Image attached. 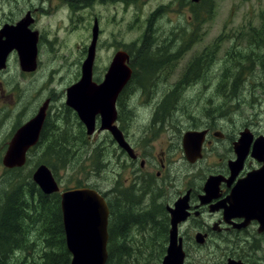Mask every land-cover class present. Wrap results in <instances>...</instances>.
Masks as SVG:
<instances>
[{"label": "flooded vegetation", "instance_id": "obj_1", "mask_svg": "<svg viewBox=\"0 0 264 264\" xmlns=\"http://www.w3.org/2000/svg\"><path fill=\"white\" fill-rule=\"evenodd\" d=\"M59 1L64 4L69 16V26L67 28L70 31L75 30L77 25L80 26L83 24L81 16H78L79 13H83L86 10H93L97 5L107 6L119 2V4L127 6L129 3L135 4L138 2L137 0ZM43 3H45V0L38 2L37 5L32 4L26 6L22 10L21 16L17 15L8 18L0 17V205L4 200H7V196L14 191L15 186L30 185L31 182H34L33 174L38 167L41 165L48 166L45 163V161H47V155L49 152L57 150L58 144L55 139H52L48 146V137L59 134L61 131L63 108L66 104V91L73 85L71 84L65 88L64 94L62 93L63 96H65V102H62V104L58 106L57 103L59 99H57V95H55L57 90L53 87V77L55 73H59L62 70L63 60L65 65L68 64L67 58L69 54L60 55L59 48H62L63 38H57L59 35L58 31H64L62 30L64 23H60L56 29L57 32L53 33H48L46 28L42 25L40 14L44 13L46 17L49 16L48 11L41 6ZM199 3H201V1ZM9 13L13 14L14 12L10 11ZM26 18L29 25L20 32L18 31V35L14 36V33L5 35L2 33L6 25L16 27ZM66 20H68V18H66ZM148 22H150V24H147V30L142 36V42L130 46L124 43L119 48L115 49L111 57L109 45L106 43L103 44L102 41L103 30L101 28V22L96 14L92 15L90 26L91 42L89 46L82 50L84 59L82 61L80 59L77 62L80 64L81 70L93 40L95 24H98L99 35L96 44L93 74L96 69L97 59L103 50L108 51V66H110L113 57L118 52H125L129 56L128 66L132 70V76L127 86L131 82L140 83L138 76L140 69L138 67L136 68V65L139 64L140 61L142 62V60H140V57H137L141 55H137L136 53H145L143 49L137 51V48H141L147 43L150 45L153 55H155V11L151 19H148ZM52 35L55 37H52ZM135 57L137 58L135 59ZM33 64L34 70L27 69L28 67H33ZM133 65H135V69ZM43 69L48 70L50 76L44 77L42 74ZM191 69L192 67L190 66L187 70H184L183 73L185 77H180L178 81L175 82V85H179L182 88L189 87L194 82L192 78L197 75L196 70L198 71V69H196L194 73H192ZM141 77L144 79L143 85L151 86L155 91V72L154 75L151 76L152 78L146 73H143ZM93 79L96 83H101L104 77L101 80L93 75ZM198 84L199 82L194 83L195 86ZM154 94L155 92L150 102L152 113L147 126L151 132H153V130L155 131V126H161L160 122L156 119ZM120 98L119 96L116 104V125L122 131L126 141L131 145L135 157H131L123 150L109 131H102L109 134L111 137L110 141L115 148L112 154H109L106 159V167L110 170L115 162L116 165L129 168L131 172L129 181L132 179L133 184L128 187L137 188V185L140 184V190L147 191V193L149 190L152 191L147 195L140 192L137 194L140 198L137 196L138 198L129 200L128 198H124V194L121 192L122 189H130L127 187L128 181L126 180V185L123 186V184H121V186L116 182L114 187L105 192L98 186L89 185L88 183L75 187L94 189L106 200L109 208L108 259L106 264H162L170 244V231L172 228L171 212L168 208L174 209L176 203L186 196H188V207L186 210L188 215L177 225L178 243L182 244L185 253V261L183 264H229L230 262L235 264H264V231H260V221L257 219L248 220L239 215L232 218L228 217L226 216L225 209L221 207L223 203L229 205L227 200L241 181L247 178L250 173L258 172L263 167V163L252 155L251 148L241 169L237 175L231 179L232 171L230 163L236 161L238 158L235 151V143L239 141L241 133L246 129H249L252 133L254 137L253 141L259 137H264V130L256 131L244 127L237 130L224 131L217 127L216 122L211 123V120L206 118L205 123H201L202 125L200 124L201 126L198 124H189L185 128L168 130L167 132L170 133V138L167 141H162L160 143L161 149L157 151L155 148V141L159 138L157 137L159 135H157L156 132H153L151 135L152 137L148 135L147 139L142 138L131 141L123 127V118L127 114L125 112L128 111L130 113V111L126 109L128 102L125 97L122 100ZM44 107H46V111L38 139L36 143L26 151L25 163L20 167L10 168L6 166L5 157L16 136L25 126L36 119L39 112ZM72 111L75 112L73 109ZM211 119H213V117H211ZM97 122L98 128L99 118H97ZM98 132L100 131L96 133ZM188 133H194L196 136L194 141L201 142V156L194 162L190 161V159L195 157L192 154L187 155L185 150L184 140ZM159 154L160 157L158 156ZM56 159L58 162L59 158L56 157ZM180 160H183L188 168L198 170V173H201L200 177L197 179L195 176L188 175L181 183L182 185L177 195L170 199V201H166L165 204L163 203L164 215L161 226L158 227V224H153L151 234L147 238H142L143 240L134 239L132 236L133 230L135 228H140V231L143 232L146 227L137 223L131 224L130 221L128 224H124L123 220L121 223H114L116 217L114 214L120 212L116 209L120 205V198L123 197L122 202L126 201V199L132 201L137 209L135 213L145 212V208L152 207L155 205V202L157 203L160 199L161 193L157 192L155 195V190L161 192V185H159V183H162L163 188L170 189L165 186L167 181L164 178L170 171L171 165ZM148 168H152V172H149ZM199 168H201V170H199ZM132 169L135 173H133ZM175 177L179 179V177L175 175L171 179L172 181L168 183L171 187L177 184ZM212 177H215V183L217 185L215 184L211 187L210 195L206 198L207 202H205L204 197L207 195L206 185ZM55 179L59 184L60 191L53 194H59L61 208V193L70 190V188L63 187L56 177ZM259 189H261V186L260 188L256 187V191H259ZM43 195L48 196L45 193H43ZM143 197L146 198L144 199ZM147 200H150V204L147 203ZM143 205L145 208H142ZM198 235L203 236L204 242H198ZM30 243L38 247L45 246L41 241ZM128 247L130 250H128ZM143 249L151 250L150 256L136 255L138 251L141 252ZM25 252H23V256H26ZM20 254L21 251H19L18 255ZM27 254H29L27 258L29 262H31L32 255L37 254V252L28 253L27 251ZM37 257L38 256H36V258ZM15 259L16 256L11 258L12 261H15ZM71 259L72 257L68 259H59L56 263L61 262L60 264H62V261H68L67 264H70Z\"/></svg>", "mask_w": 264, "mask_h": 264}, {"label": "rangeland", "instance_id": "obj_2", "mask_svg": "<svg viewBox=\"0 0 264 264\" xmlns=\"http://www.w3.org/2000/svg\"><path fill=\"white\" fill-rule=\"evenodd\" d=\"M40 1L0 0V17L21 16L22 10L26 6L37 5ZM137 1V3H129L127 6L119 4V2L107 6L97 5L93 10L81 12L82 14L79 13L78 16H81L83 24L77 25L75 30L72 31L67 28L69 26V16L63 3L59 0H45V3L41 5L49 13L47 17L44 13L40 14L42 25L48 33L57 32L58 25L64 23L62 29L64 31H58L59 35L57 38H63L62 48H59L60 55L69 54L67 58L68 64L65 65L63 60L62 70L59 73H55L53 77V87L57 90L55 95L59 99L57 105L60 106L62 102H65V96H63L65 88L81 78V66L77 62L80 59L81 61L84 59L82 50L89 46L91 42L90 26L92 15L96 14L101 22L103 30L102 41L103 44L109 45L112 57L115 49L122 44L126 43V45L130 46L142 42V36L147 30V24H150L148 19H151L155 11L157 43L165 49L172 47L174 52L184 50L176 61L171 62L166 67L167 69L163 70L160 78L157 79V76L155 77V88H160V92L154 94L155 113L158 104L163 98L162 93L172 88L180 77H185L183 71L193 64L194 70L198 69V71L196 70L197 75L192 78L194 82L189 87L184 88L183 96H180L181 101L176 108L171 105L170 110L172 108L173 112L169 111V113L163 114L164 122L160 127L155 126V131L153 130V132L159 135L157 136L159 138L155 141L156 150L161 149L160 143L162 141H167L170 138L168 130L185 128L189 124H204L206 118L210 119L211 123L216 122L217 127L224 131L237 130L244 127L256 131L264 130V90L261 88L255 90L254 86L260 84L261 81L257 80L255 73H251V64L244 65L239 59H231L232 56L229 55L233 45H238L242 50L245 48L242 30H246L250 25L258 26L260 24L259 17L260 13L264 11V0H202L201 3L196 5L194 10V12L200 13L198 23L193 20L194 7L190 0ZM10 11L14 13L10 14ZM52 37L55 36L52 35ZM235 38L238 39L234 41ZM184 47L188 49L185 50ZM204 55H207V57L203 58ZM195 59L200 61L194 62ZM239 64L244 68L240 86L243 91L232 98V101L225 106L226 96H229L230 87L234 84L235 74L233 71L238 68ZM108 67V51L103 50L97 59L94 76L102 80ZM227 69H230L231 73L227 76L228 79L225 80L223 72ZM42 72L44 77L50 76L48 70L43 69ZM142 75L143 72L139 76L140 83L135 82L132 86L133 88L124 95L128 102L126 109L130 113L128 111L125 112L127 114L123 118V127L131 141L142 138L147 139L148 135L150 137L153 134L147 126L152 113L150 102L155 91L151 86L143 85L144 79L141 77ZM195 82H199V84L195 86ZM226 82H228L227 88L224 87ZM173 103L171 101V104ZM62 117L63 123L59 134L48 137V146L51 140L55 139L58 143L57 150L60 154L63 147H67V143L63 141L66 131L76 134L79 127H83L85 130L77 113L68 108L66 104L63 108ZM87 138V144L84 142L79 147L77 146L78 151L82 153L80 159L74 160L66 167L63 166L62 155L57 156L59 158L58 162L57 159L52 160V162L56 163L57 169L56 172L51 170L62 186L73 189L76 186L88 183L89 185L98 186L104 192L114 187L116 182L124 186L127 184L126 181H128L127 187L131 186L133 180L129 181L131 176L129 168L116 165L115 162L110 170L106 167L105 162L108 155L115 150L109 134L98 132L93 136H87ZM67 148L70 151L76 149ZM95 151H98L100 154L99 158L102 160L97 165L94 164L95 159H93ZM158 156L160 157V154ZM48 159L49 156L47 155V161ZM148 170L152 172V168H148ZM200 174L198 170L188 168L183 160L171 165L170 171L164 178L167 181L165 186L170 189L163 188L162 183H159L161 185V192L159 191V193L161 194L157 203L163 206V203L165 204L166 201L174 198L181 188V183L188 175L195 176L198 179ZM175 175L179 179L175 177L177 184L171 187L168 183L172 181L171 179ZM137 188L141 189V185L138 184ZM147 203L150 204V200H147ZM142 208H145V206L143 205ZM150 234L151 229L149 228L143 232L140 231V228H135L132 236L134 239L143 240L142 238H147ZM27 251L28 253L32 252L31 250ZM27 251L25 253L29 255ZM150 253L151 250L143 249L141 252L138 251L136 255L150 256ZM20 255H24V253L21 252Z\"/></svg>", "mask_w": 264, "mask_h": 264}, {"label": "water", "instance_id": "obj_3", "mask_svg": "<svg viewBox=\"0 0 264 264\" xmlns=\"http://www.w3.org/2000/svg\"><path fill=\"white\" fill-rule=\"evenodd\" d=\"M191 1L198 3L201 0ZM27 18L22 20L16 27L6 25L2 33L5 35L9 33H14V36L18 35V31L20 32L28 27ZM98 35L99 26L95 24L93 40L82 65L81 78L67 89L66 105L77 113L80 121L85 126L87 136H93L97 131H109L117 144L134 158L131 145L116 125L117 100L132 76V70L128 66L129 56L125 52H118L113 57L104 80L101 83H96L93 79V65ZM27 69L34 70V64L33 67ZM45 111L46 107L42 108L36 119L25 126L16 136L5 157L6 166L10 168L20 167L25 163L26 151L38 139ZM97 118H99L98 128ZM253 138L249 129H246L241 133L239 141L235 143L238 158L230 163L231 179L241 169L251 148L252 155L263 163V167L258 172L250 173L247 178L241 181L227 200L229 205L223 203L221 207L225 209L228 217L232 218L239 215L248 220H259L261 224L260 231H264V137H259L255 141H253ZM195 139L194 133H188L184 140L187 155L192 154L195 157L193 159L189 158L192 162L201 156V142L194 141ZM33 180L41 191L47 195L60 191L59 184L51 169L46 165L38 167L33 174ZM215 182V177L207 182L205 202H207L206 198L210 195V189L216 184ZM260 186L261 189L256 191V187L260 188ZM187 207L188 196L180 199L174 209L168 208L171 212L172 228L170 231V244L162 264H183L185 261L182 244L178 243L177 225L187 217ZM61 211L66 247L72 257L70 264H106L108 259L109 208L105 198L94 189H70L61 193ZM197 237L198 242H204L202 235ZM229 264L235 263L230 262Z\"/></svg>", "mask_w": 264, "mask_h": 264}, {"label": "trees", "instance_id": "obj_4", "mask_svg": "<svg viewBox=\"0 0 264 264\" xmlns=\"http://www.w3.org/2000/svg\"><path fill=\"white\" fill-rule=\"evenodd\" d=\"M196 5L197 4L192 5L194 7L193 12L196 9ZM199 17L200 13L194 12L193 20L195 22L199 20ZM259 19L260 24L258 26L250 25L246 30H242V33H244L243 40L245 41L244 51L238 45H233L229 55L232 56L231 59L237 58L244 65L251 64V73H255L257 80L261 81L260 84L254 85L255 90L258 88L264 90V11L260 13ZM156 33L157 31L155 29V55H153L147 43L145 46L137 48V51L143 49L145 53L139 54L136 51L137 55H141L137 57L143 60L136 65V68L138 67L140 69L138 76H140L142 72L146 73L148 76H152L155 72L158 79L162 76L163 70L167 69L166 67L169 66L171 62L176 61L184 51L174 52L172 47L163 48L157 43ZM237 39L238 38H235L234 41ZM184 49L187 50L188 48L184 47ZM137 57H135V59ZM206 57L207 55L203 56V58ZM200 60L195 59L194 62ZM191 67V72L194 73V64L191 65ZM133 68L135 69V65H133ZM223 73L225 74L224 79L227 80V76L231 73V70L227 69ZM233 73L235 74L234 84L230 87L229 96L227 97L225 95L227 98L224 103L225 106L232 101V98L238 96V94L243 91L240 89L241 77L244 74L243 66L239 64L238 68H236ZM227 83L228 82H226V84L224 83V87L226 88L228 86ZM134 84L135 83L131 82L124 89L120 94L121 100L124 98L125 93L133 88L132 86ZM184 88L185 87L182 88L179 85H174L172 88L162 93L163 98L158 104L156 111V119L160 124L164 122L163 114H167L169 111L173 112L172 108L170 110L171 105L176 108L181 101L180 96H183ZM159 92L160 88H155V93ZM171 101L174 103L171 104ZM87 139L83 127H79L78 133L76 134L66 131L63 141L67 143V147L76 149L70 151L67 147H63L61 154L58 150L49 152V159L45 161V163L56 172L57 166L52 160H56L57 156L59 157L62 155V160L64 161L63 166L66 167L74 160L82 157V153L78 151L77 146L79 147L84 142L87 144ZM99 157L100 154L98 151H95V154L93 153L95 165L102 161ZM121 192L124 194V198H128L129 200L138 198L137 194L140 192L144 195L150 193V191L147 193V191L134 187L122 189ZM157 192L159 191L155 190V195ZM122 198L123 197L119 200L120 205L116 208L120 212L114 214L116 215L114 223H121L123 220L124 224H128L130 221L131 224L137 223L146 227V229H151L153 224H158V227H160L163 223L162 217L164 212L163 206L160 204L155 202V205L152 207L145 208V212L135 213L137 209L132 201L126 199V201L122 202ZM34 241H41L45 246L38 247L30 243ZM18 250L21 252L27 250H31L32 253L37 252V254H31L33 263L32 261L29 262L27 258L28 255H18ZM128 250H130L129 247ZM13 256H16L15 261L11 260ZM36 256L38 257L36 258ZM70 257L71 255L66 247L59 194L44 196L34 182H31L30 185H18L15 187L14 191L7 196V200H4L0 205V264H60L61 262L56 263V261L59 259H68ZM67 262L68 261H62V264H67Z\"/></svg>", "mask_w": 264, "mask_h": 264}, {"label": "bare ground", "instance_id": "obj_5", "mask_svg": "<svg viewBox=\"0 0 264 264\" xmlns=\"http://www.w3.org/2000/svg\"><path fill=\"white\" fill-rule=\"evenodd\" d=\"M150 46V45H149ZM212 60V59H211ZM203 67V66H202ZM211 69V68H210ZM219 73V72H218ZM156 76V75H155ZM160 78V77H159ZM210 79V78H209ZM209 103V102H208ZM211 107V106H210ZM216 114V113H215ZM150 188V187H149ZM163 218V217H162Z\"/></svg>", "mask_w": 264, "mask_h": 264}]
</instances>
